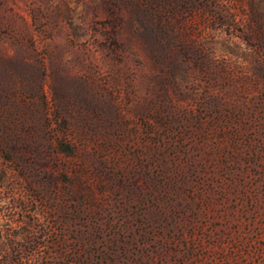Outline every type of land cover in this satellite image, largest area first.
I'll return each mask as SVG.
<instances>
[{"label":"rangeland","instance_id":"1","mask_svg":"<svg viewBox=\"0 0 264 264\" xmlns=\"http://www.w3.org/2000/svg\"><path fill=\"white\" fill-rule=\"evenodd\" d=\"M197 9L160 40L138 0H0V261L264 264V72Z\"/></svg>","mask_w":264,"mask_h":264},{"label":"trees","instance_id":"2","mask_svg":"<svg viewBox=\"0 0 264 264\" xmlns=\"http://www.w3.org/2000/svg\"><path fill=\"white\" fill-rule=\"evenodd\" d=\"M140 7H146L152 9L154 22L152 30L155 32V35L161 40L163 35L166 33V26L164 25V21L167 18V9L174 8L176 10V16L181 18L178 19V22H187L191 21L193 17L198 13L197 8H210V7H226L225 12H220L218 17L227 23H238L241 15H246L247 23L245 25V30L243 34L247 40V54L246 57L250 61V65L255 67L256 69L264 72L263 65L261 64V60L257 56L258 48H262L264 45V13L261 11L262 0H138ZM222 21V22H223ZM235 49V54L237 57L241 55L240 51L241 47L236 43H230ZM222 47V46H221ZM200 51L210 53L213 49L207 45V43H202L199 47ZM11 141H18L17 139L13 140L10 135L0 134V161L5 163L10 158L7 156L8 151V143ZM0 162V176L5 177L7 173L6 169L2 167V163ZM2 164V165H1ZM6 180L0 181V188L4 187ZM9 184H6V191H12V188L8 187ZM20 204H24V202H20ZM40 232V231H39ZM38 233V231L27 230L25 234V239L30 238ZM44 234L45 232H41ZM4 236V239L7 241V244H2V249L5 250L6 246L12 249L13 251H17V254L20 255V245L19 242L16 241V234L11 232L10 230H6L4 234L0 233V236ZM198 249V250H197ZM209 249L196 248L194 245L189 247L188 252L184 253L187 257H191L194 259L193 264H211L207 262V252ZM235 248L233 251V256L223 255L220 264H239L238 263V250ZM178 264H184L183 259H178L176 261ZM0 264H29L27 262L23 263L20 259L16 260V262H9L7 260H1Z\"/></svg>","mask_w":264,"mask_h":264}]
</instances>
